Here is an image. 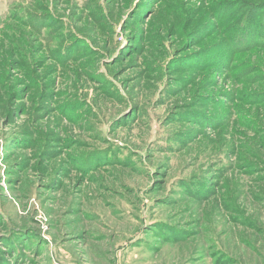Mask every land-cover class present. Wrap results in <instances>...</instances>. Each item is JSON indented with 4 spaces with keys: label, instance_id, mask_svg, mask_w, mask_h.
Here are the masks:
<instances>
[{
    "label": "rangeland",
    "instance_id": "obj_1",
    "mask_svg": "<svg viewBox=\"0 0 264 264\" xmlns=\"http://www.w3.org/2000/svg\"><path fill=\"white\" fill-rule=\"evenodd\" d=\"M262 6L0 0V264H264Z\"/></svg>",
    "mask_w": 264,
    "mask_h": 264
},
{
    "label": "trees",
    "instance_id": "obj_2",
    "mask_svg": "<svg viewBox=\"0 0 264 264\" xmlns=\"http://www.w3.org/2000/svg\"><path fill=\"white\" fill-rule=\"evenodd\" d=\"M259 11H260V12H264V7L262 6V7H258L257 9H255L254 12H253V15L255 16L256 13H258ZM260 12H259V13H260ZM182 239H183V238H182ZM182 242H183V241H182ZM182 242H181V243H182Z\"/></svg>",
    "mask_w": 264,
    "mask_h": 264
}]
</instances>
